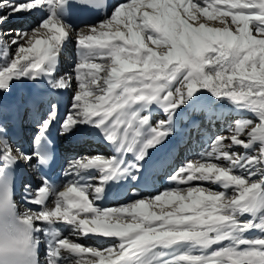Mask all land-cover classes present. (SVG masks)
<instances>
[{
  "label": "snow or ice",
  "instance_id": "obj_1",
  "mask_svg": "<svg viewBox=\"0 0 264 264\" xmlns=\"http://www.w3.org/2000/svg\"><path fill=\"white\" fill-rule=\"evenodd\" d=\"M101 9L110 14L86 22ZM42 10L30 28L4 27ZM72 15L83 18L75 27L61 18ZM0 58V264H264V0H0ZM15 81L51 91L17 94ZM64 92L62 116L52 94ZM198 92L229 101L234 118L175 168L176 149L156 157L168 186L146 191L144 162L180 130L178 110L201 103ZM56 123L61 135L99 129L113 151L69 159L56 183L45 170ZM190 130L209 138L198 122ZM21 166L40 171L22 203ZM122 181L134 185L128 198L101 206Z\"/></svg>",
  "mask_w": 264,
  "mask_h": 264
},
{
  "label": "bare ground",
  "instance_id": "obj_2",
  "mask_svg": "<svg viewBox=\"0 0 264 264\" xmlns=\"http://www.w3.org/2000/svg\"><path fill=\"white\" fill-rule=\"evenodd\" d=\"M115 2V0H109V3ZM106 11H108L107 9H101V11L97 14L94 15L92 17H89V19L86 22H89L90 20H92L93 18L96 19V17L98 16H102ZM38 17L37 14L34 16L33 20H37L40 18H46L48 15L47 10H42L41 12L38 13ZM28 16V15H27ZM79 19H83L82 17L76 16V20ZM98 19V18H97ZM32 20V21H33ZM20 20L18 19L15 23L19 22ZM36 22V21H35ZM20 23V22H19ZM21 25V24H20ZM25 27V26H24ZM75 50V51H74ZM74 54H76V47H75V42H74ZM22 89H28L30 91H33L35 94L37 95H46L48 94L51 90L49 89L48 85L44 82V81H40L38 83H34V82H29V81H15L14 82V92L19 94L20 91ZM52 97L54 98L52 100V102L58 103V106L60 107L61 113H62V109H64V106L67 102V100L69 99V93L68 92H64V93H53ZM68 103V102H67ZM157 109L155 108V104L152 105V109H153V116L157 113L158 109L162 110L160 107H158L156 105ZM219 107V106H218ZM223 105L220 106V108H218V110H220L222 112ZM227 109V108H226ZM41 110L42 111H46V105H41ZM204 113V118H208V117H215L216 119L214 120L215 122L219 121L217 119L222 120L223 117L227 114H225V112L222 114H212L213 112L210 113V111L208 113H210L209 115H207L204 110H194L192 111L190 114L193 117H196L195 119H193L191 121V123L193 121L198 122L199 126L202 127V124H204L205 122L209 123L210 119H206L205 121L201 122L200 120L197 118L198 116L201 115L198 114L200 112ZM198 116H195L197 115ZM180 115V113L178 114ZM177 115V121L179 119V116ZM181 116V115H180ZM155 118V116H154ZM203 118V119H204ZM176 121V122H177ZM213 121V122H214ZM190 123V124H191ZM190 124L185 126L183 129L179 128L180 130L178 131V133L176 135H172L167 141H165L166 144V148L162 149L161 152H157V150L153 149L151 151V155L153 157V159H146V162H144V175L146 177V180L144 182V184H142L140 187H142L143 189H145L146 191L149 190H156L158 186L161 185H168V181H167V173H169L168 171L165 172H160L158 174H154V164L156 162V157H158L159 155H161L163 152H167L170 149H176V158L175 161L172 163L175 164L176 160L178 159V156L180 154L181 151H183V147L184 144L187 143V141L190 138V136L192 135V133L195 130H190ZM217 126V125H216ZM32 127H34V129H32L33 131L29 132V135H33L34 133L38 132V129H36V127L33 125ZM52 128H57V130L59 131V136H60V125L59 123H56ZM219 129L218 127H214L212 126L211 129ZM213 132V131H212ZM86 138V139H85ZM60 144L63 150H72L73 152H80V151H85L87 154H93L98 151V152H111L113 151V149H110L108 147H106L104 144L106 143V141L103 138V135L101 134L99 129H94V128H90L88 125H77L75 129H73L72 133H69L68 135H62L60 136ZM86 140V144L83 143L84 140ZM189 142V141H188ZM83 143V144H81ZM34 145H24V149L25 150H29L33 149ZM95 150V151H94ZM63 155H62V161H66L68 160L73 154H69V153H65L64 151ZM129 159H132L131 156H129ZM171 165V166H172ZM29 168L25 167V166H21L19 167V169L17 170L16 173L13 174V189H14V198L19 202L22 203V197L24 195V190L21 189V187H17V183H20L21 181L26 182L27 180L30 181L34 186L37 185L39 183L38 180V176H34L32 175V173H30L28 171ZM30 170H32V168H30ZM63 170L61 169H57L53 174V181L56 183H60L62 182L65 178L63 176L60 175V173ZM170 171V170H169ZM91 175H98L99 173H97L95 170L92 171V173H89ZM124 186L122 188H117V189H113L114 192H119L120 195L119 196H112L108 199V201L112 202L114 200L118 201L122 200L125 201L128 196L125 195L126 193L129 192V190L134 187L133 184H130L126 181H122L121 182ZM51 200V198H50ZM107 201V202H108ZM101 206H106L105 202L101 201ZM109 203V202H108ZM114 204V203H113ZM20 206V205H18ZM67 231V230H66ZM45 241H42V243H44ZM84 242H91V243H102V241H98V240H87L85 239ZM46 245V243H45Z\"/></svg>",
  "mask_w": 264,
  "mask_h": 264
},
{
  "label": "rangeland",
  "instance_id": "obj_3",
  "mask_svg": "<svg viewBox=\"0 0 264 264\" xmlns=\"http://www.w3.org/2000/svg\"><path fill=\"white\" fill-rule=\"evenodd\" d=\"M107 14H110V11L109 10L105 14H103L102 16H98V17H96V19L93 18L88 23H96L100 19H103L105 17V15H107ZM34 16L35 15H28V16L26 15L25 17L16 18V19L12 20L10 23L6 24L4 27L5 28H20V29L30 28L38 20V19L37 20H33ZM38 16L39 15L37 13V17ZM18 19L20 20L19 21L20 23L19 22L15 23ZM80 23L81 22H78V23H76L73 26L75 27V26L79 25ZM217 26H218V22H217ZM13 47H15V46H13ZM73 50H74V41L67 46L66 50L62 54L61 60H62V64H63V67L64 68H67L68 67V64L74 63L75 58H76V54H74V51L75 50L74 51ZM0 63H2V58H0ZM36 83H38V82H36ZM196 97H199L201 103H198L196 105L195 110H204V112L207 115H209L211 112H213L212 114H219V113L222 114V112L223 113L225 112V114H227V115H225L222 120L217 119V120H219L218 122L217 121L216 122L214 121L212 124L205 122L204 124H202V128H206L208 130V133H207V136L209 137L208 139H206L203 134H200V133H197L196 131H194L192 133V135L190 136L191 139L188 140L189 142L187 141V143L184 144L183 151L180 152V154L178 156V159L176 160V163L173 164L171 166V168H175L177 166V164H179L180 162H182V161H184L186 159H191V158L197 156L200 152L208 149L209 148V145L208 144L211 142V139L214 138L216 135H219V134L223 133L224 131H226V123L229 120H231L232 118H234V116H235L234 105H232L227 100L216 101L215 98L212 97L210 93H205V95L201 97L200 93L198 92L196 94ZM53 99L54 98L52 97V100ZM206 101H212V106L209 107L205 103ZM67 102H66V104L64 106V109H62V113H61L62 116L67 111V106L69 104V99L67 100ZM222 105H223V108L221 109L222 110V112H221L220 110H218V108H220V106H222ZM155 108L157 109L156 105H155ZM192 111H194V110L190 107V105H185L181 110H178L177 115L180 113L181 116L178 115L179 116V119H178V121L176 123L180 125V128L183 129L185 126L189 125L193 119L196 118V117L191 116V118L189 119V115L188 114L191 113ZM209 111H210V113H208ZM198 114L201 115V118H200V116H198ZM198 114L195 115V116H198L197 118L200 120V122H201V119H202V121H205L206 119L212 120L211 117L204 118L206 115L204 116L203 111L200 112V113H198ZM163 115H164L163 114V111L160 110V109H158L157 113L154 116H155V118H161V117H163ZM180 117H183V118L181 119ZM212 126H214V127H218L219 126V129H213V128L211 129ZM177 133H178V131L175 132L173 135H176ZM60 136H62V135L60 134ZM83 143L86 144L88 142H86V140H84ZM83 143H81V144H83ZM63 151L64 152L66 151L65 153L73 154L69 159L76 158L79 155H87V153L85 151H80L78 153L73 152L70 149L63 150ZM97 153H101V152L96 151L94 154H97ZM102 154H108V153L107 152H105V153L102 152ZM68 160L62 161L61 170H64V168H65ZM28 171L30 173H32V175H34V176L37 175V174H34V169L30 170V168H29ZM168 174L169 173H167V176H168ZM28 182H30V181L27 180L26 182L19 183V185L21 186V189L22 190H24V185L26 183H28ZM166 186H168V185H164V186L161 185V186H158L156 190H149L148 192H151V193L154 194L155 191H157V190H163V188L166 187ZM108 202H107L106 206H111L113 203H120V202H124V201H122V200H119L118 201V199H117V201L114 200L112 202H110V201H108ZM260 234L261 233H258V232H253L252 233L253 236L260 235ZM44 243H46V241ZM86 243H90V244H92L94 246H99V244H100V243H91V242H86ZM45 252H47V247H45Z\"/></svg>",
  "mask_w": 264,
  "mask_h": 264
}]
</instances>
